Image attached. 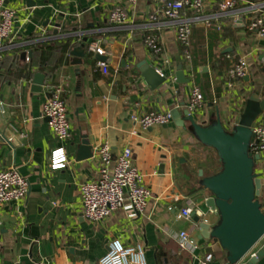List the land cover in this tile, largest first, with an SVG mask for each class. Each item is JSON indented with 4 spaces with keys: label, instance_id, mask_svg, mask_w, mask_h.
Instances as JSON below:
<instances>
[{
    "label": "crops",
    "instance_id": "0c3cea01",
    "mask_svg": "<svg viewBox=\"0 0 264 264\" xmlns=\"http://www.w3.org/2000/svg\"><path fill=\"white\" fill-rule=\"evenodd\" d=\"M249 1L241 0L233 12L218 17L217 1H207L204 14L211 16V23L193 24L190 63L177 40L176 26L164 18L151 20L157 8L150 0L8 2L16 12V35L12 42L0 45V130L10 142H0V171L17 169L29 181L30 193L19 203L0 206V264H99L114 241L141 245L146 264H190L193 255L181 251L178 244L181 232L195 239L197 256L209 254L213 242L200 240L201 229L194 219L179 221L177 216L191 202L208 225L219 223L218 213L206 207L210 195L199 178V171L205 176L220 171L216 152L175 120L145 130L132 118L151 112L182 113L192 87L197 86L205 96L197 121L208 125L219 114L225 128L232 130L254 91L264 100V38L248 29ZM119 6L129 15L123 27L109 21ZM185 16L193 18L190 12ZM150 34L159 38L158 56L144 44ZM85 39H89L86 57L81 65H74L71 52ZM94 42L107 51L108 76L96 67L103 57L87 49ZM24 53L32 57L24 60ZM244 57L249 79L234 82L228 72ZM143 61L167 77L168 83L152 92L136 68ZM180 66L188 84L176 82ZM36 74L46 75L42 93L31 89ZM59 86L69 108L72 139L68 143L60 142L42 117L51 89ZM258 121L264 122V115ZM84 137L93 155L105 144L114 154L132 149L133 161L152 192L144 214L134 216L120 209L101 224L83 218L80 187L98 178L94 156L77 161ZM60 147L69 165L52 171L49 157ZM182 160L191 173L184 174L179 185L176 176L182 173ZM256 173L262 178L259 200L264 211V154ZM263 247L264 239L252 254ZM216 254L221 259L213 264H227L225 253ZM255 264H264V257Z\"/></svg>",
    "mask_w": 264,
    "mask_h": 264
},
{
    "label": "built area",
    "instance_id": "2783aa9c",
    "mask_svg": "<svg viewBox=\"0 0 264 264\" xmlns=\"http://www.w3.org/2000/svg\"><path fill=\"white\" fill-rule=\"evenodd\" d=\"M10 0H0V45L10 43L15 38L16 12L8 7ZM137 0H129L135 3ZM156 6V14L151 20L166 19L171 25L176 26L177 40L184 49L187 62H191V38L193 24L204 22L208 26L211 16L206 17L205 4L209 0H150ZM217 14L226 16L233 12L241 0H216ZM248 10L252 15L248 29L264 38V1L250 0ZM192 13L193 18H186V13ZM217 16V17H218ZM213 18V17H212ZM129 20L125 8L116 7L110 14L109 21L115 26H126ZM144 44L154 56L160 55L159 38L155 35H147ZM88 51L98 57H107V51L100 43L94 42L88 45ZM264 64V59H263ZM97 69L104 76L110 73L107 60L99 61ZM249 64L246 57L241 58L228 72L234 82L243 80L249 75ZM234 83H231V87ZM61 86L51 89L47 101L43 105L42 117L48 120V124L56 138L62 143H68L72 139L69 108L63 96ZM1 105V104H0ZM205 105V96L200 87L194 86L190 91L186 110L196 117ZM133 121L141 125L145 130L157 126H167L172 120L171 112H151L142 117L133 116ZM255 140L250 147L253 155L264 154V122L257 121L254 129ZM94 158L98 162V178L84 183L80 187L83 218L94 224L104 223L109 217L120 209L130 210L136 215L144 214L152 198L151 190L145 186V177L133 161V151L124 149L119 154H114L107 144L96 148ZM49 165L52 171H60L67 168L69 160L63 147L55 149L49 157ZM30 193V183L17 169L0 171V206L10 203H19L25 200ZM194 212L191 202L183 208L177 216L179 221H191ZM200 216V212H197ZM205 222V221H204ZM206 223V222H205ZM178 244L181 251L193 255L194 260L190 264H213V254L197 256L195 253L199 246L195 239L187 232L178 235ZM250 254L248 257H255ZM99 264H146L145 250L141 245L125 246L121 241H114Z\"/></svg>",
    "mask_w": 264,
    "mask_h": 264
},
{
    "label": "water",
    "instance_id": "95a60500",
    "mask_svg": "<svg viewBox=\"0 0 264 264\" xmlns=\"http://www.w3.org/2000/svg\"><path fill=\"white\" fill-rule=\"evenodd\" d=\"M88 43L89 39H85L80 47L71 52L75 60L74 65L82 64ZM31 57L32 53H24L21 56L24 60ZM136 68L152 92L168 83L167 77L146 61L139 63ZM45 80L44 74L34 76L31 85L33 93L43 92ZM176 82L178 84L189 82L185 79L182 66L178 68ZM262 115H264V100L261 99L259 91L251 94L232 130L225 128L219 114L216 120L204 125L186 109L182 113L179 110L172 112L173 120L178 122L177 125L182 128L187 125L188 130L201 145L216 152L221 163V169L215 175L205 176L199 171L200 186L210 195L206 200V207L218 213L219 223L210 226L196 212L192 213V218L201 229L200 240L213 242L207 252L225 253L228 264H240L245 261L264 239V211L259 200L263 184L261 176L256 173L261 157L253 155L250 151L255 140L254 129ZM46 121L48 122L47 119ZM0 142L10 143L1 130ZM93 156V147L88 137H84L77 161L89 160ZM181 163H183L182 173L176 176L179 185L184 183V174L191 173L186 161L182 160ZM263 257L264 247L245 264H255Z\"/></svg>",
    "mask_w": 264,
    "mask_h": 264
},
{
    "label": "trees",
    "instance_id": "16d2710c",
    "mask_svg": "<svg viewBox=\"0 0 264 264\" xmlns=\"http://www.w3.org/2000/svg\"><path fill=\"white\" fill-rule=\"evenodd\" d=\"M213 256H214V258H215V260H217V261H219L221 258H220V255L219 254H213ZM220 258V259H219ZM224 260H225V263H227V261H226V257L224 258ZM228 264V263H227Z\"/></svg>",
    "mask_w": 264,
    "mask_h": 264
}]
</instances>
